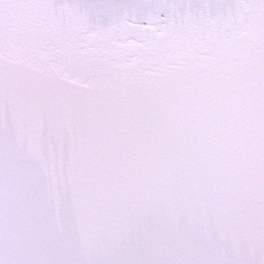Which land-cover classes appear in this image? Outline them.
Returning <instances> with one entry per match:
<instances>
[{"label": "snow or ice", "instance_id": "6c2138e0", "mask_svg": "<svg viewBox=\"0 0 264 264\" xmlns=\"http://www.w3.org/2000/svg\"><path fill=\"white\" fill-rule=\"evenodd\" d=\"M0 264H264V0H0Z\"/></svg>", "mask_w": 264, "mask_h": 264}]
</instances>
